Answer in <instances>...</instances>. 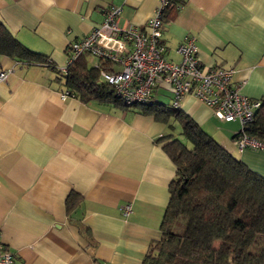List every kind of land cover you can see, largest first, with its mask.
I'll use <instances>...</instances> for the list:
<instances>
[{
  "label": "crops",
  "instance_id": "crops-1",
  "mask_svg": "<svg viewBox=\"0 0 264 264\" xmlns=\"http://www.w3.org/2000/svg\"><path fill=\"white\" fill-rule=\"evenodd\" d=\"M165 10L166 56L193 36L204 66L233 67L241 92L264 100V0H177ZM157 0H0V22L26 49L61 69L67 46L111 5L119 24L144 27ZM89 66L96 58L86 54ZM0 233L11 264H141L161 236L175 165L158 141L169 125L140 106L83 100L51 65L0 53ZM101 77V76H100ZM171 98L163 84L162 102ZM180 110L225 150L264 176V150H237L238 121H220L187 94ZM178 123L174 121L173 124ZM179 124V123H178ZM70 192L76 203L66 199ZM130 212L123 214V206Z\"/></svg>",
  "mask_w": 264,
  "mask_h": 264
},
{
  "label": "trees",
  "instance_id": "trees-1",
  "mask_svg": "<svg viewBox=\"0 0 264 264\" xmlns=\"http://www.w3.org/2000/svg\"><path fill=\"white\" fill-rule=\"evenodd\" d=\"M0 53L21 62H46L64 75L70 94L83 100L121 104L98 68L89 66L86 54L61 72L22 46L1 22ZM134 105L141 112H152L169 127L177 121L182 135L169 132L158 138L176 169L168 184L161 236L150 243L141 264H264V176L225 150L180 108L165 107L157 98L150 104ZM247 133L264 141V100ZM76 197L73 192L68 194L67 210ZM178 220L184 223L181 233L173 230ZM217 239L225 247L214 245Z\"/></svg>",
  "mask_w": 264,
  "mask_h": 264
},
{
  "label": "built area",
  "instance_id": "built-area-1",
  "mask_svg": "<svg viewBox=\"0 0 264 264\" xmlns=\"http://www.w3.org/2000/svg\"><path fill=\"white\" fill-rule=\"evenodd\" d=\"M182 6L177 0H157L144 27L120 25L122 7L109 6L99 24L68 44L67 61L59 70L66 72L67 66L81 54L97 57L103 64L99 62L94 67L122 104H150L156 100L155 89L165 84L171 92L170 107L179 108L182 97L189 94L210 107L220 121H238L239 128L233 137L237 150H264V141L247 133L261 100L241 92V83L233 78V67L204 66L197 57L193 36L177 45L178 61L166 56L161 41L163 15L169 7ZM10 71H0V80ZM68 94L66 90L61 95L64 98ZM122 210L127 215L130 205L125 204ZM12 262L13 253L3 245L0 233V264Z\"/></svg>",
  "mask_w": 264,
  "mask_h": 264
},
{
  "label": "rangeland",
  "instance_id": "rangeland-1",
  "mask_svg": "<svg viewBox=\"0 0 264 264\" xmlns=\"http://www.w3.org/2000/svg\"><path fill=\"white\" fill-rule=\"evenodd\" d=\"M162 102H164L165 104H169L170 103V98L168 95H164L163 98H162ZM170 131L172 133H174L176 136L178 137H181L182 135L180 134V125L178 123L174 124L173 127L170 128ZM176 224L175 225H178L177 227H173V230L175 232H179L181 233L184 229V223L181 221V220H178L175 222ZM214 245L216 246H222V247H225L226 243L217 239L214 241Z\"/></svg>",
  "mask_w": 264,
  "mask_h": 264
},
{
  "label": "water",
  "instance_id": "water-1",
  "mask_svg": "<svg viewBox=\"0 0 264 264\" xmlns=\"http://www.w3.org/2000/svg\"><path fill=\"white\" fill-rule=\"evenodd\" d=\"M257 112V109L254 110V114Z\"/></svg>",
  "mask_w": 264,
  "mask_h": 264
}]
</instances>
